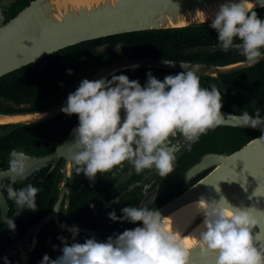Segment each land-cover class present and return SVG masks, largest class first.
<instances>
[{
    "label": "flooded vegetation",
    "instance_id": "af4514ba",
    "mask_svg": "<svg viewBox=\"0 0 264 264\" xmlns=\"http://www.w3.org/2000/svg\"><path fill=\"white\" fill-rule=\"evenodd\" d=\"M247 18L264 28V8L251 10ZM215 25L222 28L220 43L195 47L190 39L182 37L188 40L177 43L179 50L171 53L173 58L150 55V43H128L124 37L116 36L118 34L80 42L75 54H80L82 60L87 59L86 63L78 62L75 56L63 58L50 53L0 77V113L24 114L54 107L77 91L101 66L122 60L162 59L218 67L264 52V33L236 21L214 22L210 27ZM244 43L255 45L232 47ZM218 49L222 52H217ZM260 62L216 75L132 67L100 82L95 88L109 82L107 91L111 90L101 97L134 88L147 89L110 108L125 114L127 123L121 125L129 126L109 177L103 174L100 165L93 176L76 171L75 167L71 177H63V156L21 178L1 176L4 171L53 152L72 127L67 130L66 122L51 120L81 98L64 111L41 121L0 123V190L6 199L8 216L19 210L17 218L0 235L8 233L0 241V264H32L34 258V264H95L101 257L112 258L120 249L121 241L112 243L111 240L130 232L156 208L209 171L207 168L186 176V171L202 155L227 152L208 149L212 143L209 134L215 128L205 133L204 147L197 151L194 145L204 127L220 125H204L197 130L194 126L182 125L156 130V134H150L146 140L142 134L168 123L166 114L198 117L209 110H224L255 118L263 116L264 64L259 66ZM220 132L226 133V130ZM116 136L117 133L107 138L102 146L106 147ZM96 153L92 159L95 163L102 155L95 159ZM86 185L93 192V203L84 201ZM9 210L13 212L9 214ZM22 210L40 211V215L24 223L20 218ZM48 214L52 215L50 219L36 229V223ZM8 222L0 218V232Z\"/></svg>",
    "mask_w": 264,
    "mask_h": 264
},
{
    "label": "water",
    "instance_id": "95a60500",
    "mask_svg": "<svg viewBox=\"0 0 264 264\" xmlns=\"http://www.w3.org/2000/svg\"><path fill=\"white\" fill-rule=\"evenodd\" d=\"M257 8H264V0H30L0 25V77L67 46L115 34L183 29L221 21L240 22L250 30L264 33L263 27L247 18ZM262 60L264 52L218 67L162 59L122 60L101 66L62 103L37 112L0 113V123H32L50 118L112 74L127 68L156 67L216 75ZM145 90L134 88L97 99L53 152L4 171L1 176L21 178L63 156V177H71L83 143L100 117L119 102ZM165 116L170 121L144 132V140L156 134V130L181 125L194 126L196 130L204 125L233 126L256 130L259 134L233 151L202 155L186 171V176L207 168L209 171L156 208L130 232L111 240L121 241V246L108 264H264V115L255 118L209 110L198 117L182 113ZM104 147H100L95 159ZM18 214L19 210H15L8 216L6 199L0 190V218L9 221L0 235ZM50 216L40 219L35 228L46 223ZM177 249L180 250L174 256Z\"/></svg>",
    "mask_w": 264,
    "mask_h": 264
},
{
    "label": "trees",
    "instance_id": "16d2710c",
    "mask_svg": "<svg viewBox=\"0 0 264 264\" xmlns=\"http://www.w3.org/2000/svg\"><path fill=\"white\" fill-rule=\"evenodd\" d=\"M30 0H14L9 7L3 12L2 18L0 20V25L7 21L10 17L15 15V13L20 10L22 7L27 5ZM211 24V23H210ZM210 24H204L191 27V28H183V29H170V30H145V31H136V32H128L123 34H118L116 36L124 37V40H127L128 43L133 42H148L150 43L149 50L152 51L153 56L156 57H165V58H173L174 55H171L174 51L179 50V45L177 44L179 41H185L190 39V42H193L195 47H206L207 44H218L220 43L219 38L222 32V28L219 25H215L210 27ZM198 27V28H196ZM182 37H186L188 39H183ZM218 39V40H217ZM98 40V39H92ZM88 40V41H92ZM216 40V41H214ZM87 42V41H84ZM82 42V43H84ZM79 44H74L71 46H67L63 49H60L54 52V55H58L60 57H74L80 63H86L87 59L82 60L80 54H75V50L78 48ZM221 53L222 50H216ZM65 65V62H62ZM264 64L260 62L258 65ZM263 72H261L262 74ZM42 74V72L40 73ZM74 74V73H73ZM72 74V75H73ZM75 78V77H74ZM73 78V79H74ZM105 89V91H104ZM109 89V82L106 84H102L99 87L93 89L88 94L84 95L79 101H77L73 106L65 110L64 112L55 116L51 122L57 123H67V130H69L75 121L87 110V108L94 103L96 99L99 97L109 94L111 91H107ZM114 109H109L105 114H103L100 119L96 122L93 128L90 130L87 135L80 155L77 160L76 171H82L83 173L87 172L90 176H93V172L96 170V167L100 165L103 174L106 177H109V170L113 168V162L115 157L118 155L119 151H121L123 144L125 142L126 128L129 125H121L123 122L127 123L126 115L114 112ZM135 116V115H132ZM208 128V129H206ZM215 128L212 132L211 129ZM207 130V131H206ZM210 130L212 134H209ZM220 130H226V133H221ZM124 132V133H123ZM209 134V137L212 140L211 145L208 147L210 150H222V151H233L238 149L241 145L246 143L249 139L259 134L256 130H251L247 128H239L232 126H207L204 127L196 136L194 140V145L196 146V150L201 146H205V133ZM115 133L117 136L108 144L102 155L99 158L97 163L93 162V155L97 152V150L104 144L107 138L112 137ZM121 133L124 135L120 136ZM198 151V150H197ZM85 190L84 201L86 203H93V199L91 196L93 195L92 190L88 188ZM13 210H9V214L12 213ZM40 215V211L33 210H22L20 218L22 222H27L31 219L38 218ZM8 233L0 236V241H2ZM111 258L103 259L102 257L97 259L95 264H106ZM35 263V258L32 259V264Z\"/></svg>",
    "mask_w": 264,
    "mask_h": 264
},
{
    "label": "rangeland",
    "instance_id": "374dc122",
    "mask_svg": "<svg viewBox=\"0 0 264 264\" xmlns=\"http://www.w3.org/2000/svg\"><path fill=\"white\" fill-rule=\"evenodd\" d=\"M14 0H0V20L3 12L9 7Z\"/></svg>",
    "mask_w": 264,
    "mask_h": 264
},
{
    "label": "bare ground",
    "instance_id": "6f19581e",
    "mask_svg": "<svg viewBox=\"0 0 264 264\" xmlns=\"http://www.w3.org/2000/svg\"><path fill=\"white\" fill-rule=\"evenodd\" d=\"M179 250H180V249H177V250L174 251V253H173L174 256H175V254H176L177 252H179ZM174 256H173V257H174Z\"/></svg>",
    "mask_w": 264,
    "mask_h": 264
}]
</instances>
